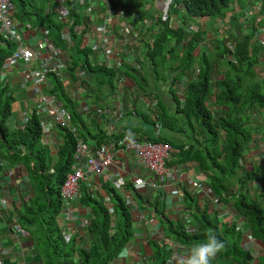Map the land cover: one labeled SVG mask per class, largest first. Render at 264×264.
<instances>
[{
    "label": "trees",
    "instance_id": "trees-1",
    "mask_svg": "<svg viewBox=\"0 0 264 264\" xmlns=\"http://www.w3.org/2000/svg\"><path fill=\"white\" fill-rule=\"evenodd\" d=\"M167 1L164 18L160 14L154 22L147 17L148 12L138 9H143L144 5L139 0L118 2L122 6L134 2L138 17L145 20V25L149 19L151 25L154 23L155 30L152 35H142V52L138 49L140 55L137 58L139 69L125 64L119 69L120 77L131 80L141 94L154 98L158 103L150 110L133 99V109L123 114V120L128 119L129 124L122 126V129L114 127L118 133L114 140L118 141L128 131L141 133L148 140L172 147L175 153L171 165L195 162L201 174L200 179L212 191L213 203L232 206L237 218L245 223L249 236L259 240L264 249V162L262 166L252 163L251 169L244 166L254 138L264 140V44L252 40L256 25L253 24V16L246 18L244 13L262 8L260 24L264 28V2ZM11 2L16 9V21L24 24L23 20L27 16L26 21L36 34L48 31V38L53 45L69 53L73 63L69 67L71 78L77 80L79 73L75 75L76 71H83L89 78L90 84L87 86L93 92L91 97L95 108L87 107L88 112L84 113L83 118L67 88L53 74L47 77L50 89L45 90V93L64 104L71 114L72 122L79 125L81 136L86 132L80 128V124L86 119L94 123L98 131V136L93 137L95 144L108 141L97 123L102 120L105 111L101 102L108 103L115 95L117 86L114 83L115 73L97 64L98 56L93 47L83 46L90 18L82 13L76 0H66L65 3L60 0ZM153 2L147 0V3ZM63 7H67L66 17L60 14ZM228 12L231 14L227 17ZM31 14H34V18L29 17ZM172 15L181 19L176 27ZM225 18L230 22V28L224 31L226 35L210 37L211 29L217 28L218 22L219 25L224 23ZM194 19L201 21L196 30L190 31L187 25ZM65 28L70 31V43L63 39ZM204 44H207L209 55L206 56V51L201 50L196 57L194 51ZM13 49L11 43L0 46V72ZM163 87H166L167 92L163 91ZM178 92L182 93V97ZM13 103L9 86L0 84V144L18 157L17 161L22 164L33 187L17 220L32 242L36 260L41 264H113L120 250L134 238L135 225L130 205L108 183L104 182L98 187L93 182L89 188L83 184L78 202L90 209L92 214L85 228L88 245H77L75 239L65 243L57 219L62 209L61 188L74 163L76 138L62 128L65 141L59 146L57 156H52L48 146L39 144L41 127L35 112L22 129L11 125ZM133 120L150 127V131L161 129L162 134L149 136L143 127H135ZM18 145L24 147V154H21ZM49 169H53V173L50 174ZM257 174H260L261 193L252 196L249 186H253ZM126 190L128 199L141 208L147 205L156 215L165 216L161 197L147 202L134 190L132 183L126 185ZM183 205L188 220L192 225H198L199 229L190 233L184 218L174 223L167 218L166 222H162L167 239L181 246L194 247L205 242L208 234L212 233L225 245L214 257L216 260L229 261L230 264L251 263L252 253L240 246L241 233L236 230L235 222L221 223L218 211L209 213V204L203 202L201 207L198 198L189 193H185ZM147 244L152 251L147 264H167L170 254L162 243L148 241Z\"/></svg>",
    "mask_w": 264,
    "mask_h": 264
},
{
    "label": "crops",
    "instance_id": "crops-1",
    "mask_svg": "<svg viewBox=\"0 0 264 264\" xmlns=\"http://www.w3.org/2000/svg\"><path fill=\"white\" fill-rule=\"evenodd\" d=\"M91 4L93 6L92 16L87 17H89L91 20L89 25H91V30L93 31L92 36L94 35L95 28L97 29L98 27L104 26L105 29H107L108 37L113 39L110 35V29L112 28V32H115L118 27L116 24L114 25L112 20L115 13H117L116 8L114 9L112 0H91ZM256 14L260 15L261 20L262 17L260 10ZM18 24L20 28H23L24 24ZM196 28L193 30H196ZM148 33L149 32L145 33V35ZM21 34L24 36V40L25 37L30 38L28 43L29 45H35L36 43L40 42V36L36 35V32L33 29L24 28V34L21 29ZM86 36L87 34H85L83 46H92L90 44H92L94 40L91 39V37L87 39ZM0 46L2 47L4 45ZM139 49L142 52V47ZM116 52L117 51L114 50V53H112V55L107 60L105 59V52H103V55H101V53H97V64L102 65L115 73L114 83H116L117 86L115 95L109 99L108 103L104 101L101 102V105L104 106L105 111L102 120L100 119V121L97 123L99 125V129L105 133L106 138L108 139L106 142L109 144L112 143L110 136L113 135L114 137L115 134H118L114 130V127L116 129H122V126L129 124L128 119L123 120V114L124 112H129L130 109H133V99H137L140 105L144 104L143 107L150 110H153L156 103H158V101L152 97L151 98L155 101L154 105L147 104L146 100L137 98L139 95H142L145 98L150 96L145 94L143 95V93L140 94V90L131 80L120 77L119 69H121L125 64L132 68L139 69L137 65V58H139L140 55L139 50L137 51L138 55H136V58L133 57V55H129L127 49L119 50L117 55ZM102 57L103 60H101ZM90 60L91 63H93V59L91 58ZM72 64L73 63L71 62L68 66L71 67ZM36 67V64H34L30 66V69L35 70ZM69 67H66L60 72V75H62L60 78L57 76L67 88L69 96L74 102L77 103L79 109H83L85 107L95 108V104L93 103L91 97L93 92H91L92 90L87 86V84H90L89 78L83 71H76L75 75L79 73L77 75V80H75V78H71L69 75L71 73V68ZM9 68V66L4 67L3 65L0 72V84H7L9 86L14 99V103L11 106V125H13L14 128L22 129L23 125L27 123L30 116H32V114L35 112L36 101L32 94L33 86L28 85L25 82L24 76L27 71L25 67L20 66L19 68ZM49 82L50 80L46 78L44 88L42 89L41 93L46 94L45 90L50 89ZM73 87H76L78 90H74ZM73 92H76L77 98H75V93ZM16 93L18 95L15 96ZM177 94L179 95L182 93L178 92ZM118 100H121V102ZM84 113H82L83 118H85ZM84 121H86V119H83V124H80V128L85 130L86 133H84V136L82 135L81 137L86 143H89L90 145H96V140L93 138L94 136H98V131L94 127L95 124ZM132 122L135 127L140 126L143 127L145 131L147 130L146 132L149 136L153 135V137H156L162 134L160 131L161 129H158V131L155 129L150 131V127H145V125L140 122H138V124L137 120H133ZM71 123L76 128L79 127V125H75L72 120ZM84 125L86 128H83ZM40 127L41 137L39 138V144L42 146H48L52 156H57L59 146H61L65 141L61 128L46 130L41 125ZM127 133H130V135L135 134L132 131H128ZM141 139L143 141L153 142L148 140L145 136H142ZM18 147L21 150V154H24V147L20 145H18ZM117 150L120 151L118 153L117 163L109 168L111 170L110 172L115 175H120L127 178V176H129L127 174L130 172H137L138 167L134 163L129 164L127 159L124 158L123 152L120 149ZM247 157L248 156H246L247 162L254 161ZM17 159L18 157L15 156L12 150H7L6 147H3L0 144V264H41L36 260V255L33 250L30 238L28 237L25 229L20 226L18 221V217L20 215L19 211H21L23 205L27 203L28 198L32 194L33 187L31 182H29V178L24 172L22 164L20 161L18 162ZM180 166L181 168L177 166L178 175H180V177L174 176V178L171 180L166 179L165 182L161 183L156 189L148 188V190L143 189L141 191H137L140 195H142L143 200H146L147 202L161 197L163 200L162 212L165 216L156 215L155 211L150 209L147 205H145L144 208H141L136 202H133L131 199H129L133 204L130 207L132 209V220L135 225L134 238L126 246L130 251V255L124 260L117 258L113 264H147V260L151 258L152 254L151 248L148 246L147 242H160L158 237L159 231L163 232V229L165 230L162 222H166V219L168 218L174 223L179 220V218H183L187 215L183 205L184 195L180 194V190H188L190 186L189 182L195 178L200 179L201 174L199 173L198 166L195 162L181 164ZM50 170L53 171V169H49V171ZM104 182L107 183L104 177H97L94 180V183L98 187ZM125 192L128 196V190ZM175 192H178L179 194ZM195 196L198 198V205L202 207L203 202L201 199L203 198L205 202L210 204L211 207V201L207 200L202 195V193H197ZM211 208L214 211H218L220 218L228 216L230 214L228 210L233 209L232 206L226 205L224 207L219 203H214L213 207ZM236 215V212L235 215H232V221L236 220ZM91 218V210L80 204V202L76 201L73 203L70 210L65 211L64 209L63 213H60L57 222L62 229L63 237L67 233H72V240L75 239L77 245L80 243L88 245L89 240L86 238L87 236L85 234V228L89 225ZM14 225L19 227L21 231H15L13 228ZM236 226L239 227V231H241L240 246L252 253V261L249 264H264V249L259 243V240L247 237L249 234L246 230L245 223L243 220H241V218H237ZM64 241L67 244L71 242H67L65 237ZM176 244L175 262L176 264H186L193 247H185L179 245L178 243ZM211 264H230V262L220 261L216 260V258H213Z\"/></svg>",
    "mask_w": 264,
    "mask_h": 264
},
{
    "label": "built area",
    "instance_id": "built-area-1",
    "mask_svg": "<svg viewBox=\"0 0 264 264\" xmlns=\"http://www.w3.org/2000/svg\"><path fill=\"white\" fill-rule=\"evenodd\" d=\"M60 1L62 2V0ZM63 1L62 3L66 2V0ZM112 2H116V0H112ZM76 3L86 17L92 16L93 6L91 0H76ZM117 7L120 6L117 5L116 10ZM15 12L16 9L11 0H0V45H5L6 43L14 45L13 52L4 67L9 66L12 69L23 66L27 69L24 79L26 84L33 86L32 94L36 101L35 113L39 116L40 125L44 129L65 128L76 138L74 163L67 173L61 188L62 206H64L65 211L81 198L83 184L89 188L97 177H104L105 181L119 195L123 196L130 206L133 205L132 201L128 199L125 192L128 183H132L135 191H141L143 189L148 190V188L156 189L166 179L171 180L174 176L180 177L177 166L179 168L181 166L170 164L175 151L169 144L143 141L140 134L130 135V133H125L118 141L114 140L113 135L110 136L113 144L104 142L98 145H90L86 143L81 137L78 128L72 125L71 115L64 107V104L54 96L41 93L48 76L53 74L60 78L62 76L60 72L69 67L68 65L71 61L68 56L66 57L67 52L53 45L48 39V31L46 30L42 31L40 42L36 43L34 47L25 43L21 28L14 18ZM60 14L62 17H66L68 15L67 7L61 8ZM72 24L73 22L70 23V25ZM126 28L127 26H122L121 28V34L125 37ZM91 29V25L88 24L87 38L91 37ZM62 35L63 39L70 43L69 28H65ZM93 36H96L92 42L93 50L96 53H101V55L105 52V59L107 60L114 53L113 40L108 37L107 29L104 26L95 28ZM96 39H98L97 42L95 41ZM260 41L264 44V31L260 36ZM124 42H127L126 45L128 46L131 44L128 39H124ZM129 52V55L134 53L133 47L129 48ZM34 64L37 67L35 70H31L30 66ZM144 99L149 104L147 98ZM78 112H88V108L79 109L78 107ZM126 136H128V139L125 138ZM117 149L123 152L124 158L127 159L129 164L134 163L138 167V171L128 173L127 175L129 176L127 178L110 172L109 168L117 163L118 153L120 152ZM49 172L52 173L53 171L50 170ZM189 183L188 190H180L181 195L189 193L191 196H195L197 193H202L207 200L211 201V204L213 203L212 191L204 184V181L195 178ZM183 218L186 221L188 232L198 231V225H192L187 216ZM13 228L17 232L21 231L16 225ZM236 230H240L239 227L236 226ZM64 237L67 242H70L72 233H67ZM158 237L170 254L167 264H176L175 246L177 244L165 237L164 229L163 232L159 231ZM247 237L252 238L249 235Z\"/></svg>",
    "mask_w": 264,
    "mask_h": 264
},
{
    "label": "rangeland",
    "instance_id": "rangeland-1",
    "mask_svg": "<svg viewBox=\"0 0 264 264\" xmlns=\"http://www.w3.org/2000/svg\"><path fill=\"white\" fill-rule=\"evenodd\" d=\"M139 1H140V3H142L144 5H143V9H142V7L138 8V9H140L141 11L148 12L149 14L147 15V17L149 19H151L152 21L153 20L156 21V19H159V17H160L159 15L160 14H163V18H164L165 13L167 11V7H168V1L167 0H154V2L152 4L151 3H147V0H139ZM247 1H249V0H246V2ZM62 2H64V1L62 0ZM118 2H120V0H116V2L114 3V8H115V5H119ZM263 2H264V0H263ZM18 6H19V3H18ZM119 6L120 7H117V10H116L117 13H115L114 17L112 18V20L114 22V25L116 24L118 28H117V30L115 32H112V28L110 29V35L113 38L112 39L113 40L112 47H113L114 50L117 51V53H119L118 51L121 50V49H123V50L127 49L129 51L130 47H133L134 50L135 49L137 50V49L140 48V41H141L143 33H147L146 31H150L149 33L151 35L154 34V31H155L153 29V24L154 23L151 25L152 22L149 19H147L146 25L148 26V29L146 30L147 27L145 25V20H142L140 17H138V14H136V13H138L137 12L138 9L136 8L137 6H135L134 2H132L130 4H127L126 6H122V5H119ZM31 10H33V9H31ZM259 10L261 11L262 8L250 9V12L249 11L245 12L244 16L246 18H250L251 16H253V24L256 25V26H254V31L252 32V37L251 38H252L253 41L262 43L260 41V36L263 33L264 28L261 27L262 24H260V21H262V18L260 20V15L256 14L257 12H259ZM114 12H115V10H114ZM230 14L231 13L228 12L227 17ZM257 15H259V16H257ZM150 16H152L153 18L150 17ZM175 16L176 15H172L171 19L175 20L176 24L178 26L180 24V22H181V19H178L177 16L176 17ZM26 17L23 20V23H24L23 28H22L23 34H24V28L25 29H32L30 27V25H28L29 22L26 21V19H27ZM29 17L34 18V14H31ZM202 20H206V18L202 19ZM200 21H198V19L190 20L188 22V25H187L188 29L190 31L193 30L194 28L197 27V25H198V23H200ZM176 24H174V26ZM229 24H230V22H229L228 18H225L224 19V23H221L220 25H219V22H218V27L211 29V36L210 37H216V36L220 37V36L226 35L224 33V31L227 28L228 29L230 28ZM122 26H127V28H126L127 31H126V34H125L126 37L123 36V34H121ZM215 29H217V30H215ZM38 34L39 33H37L36 35H38ZM92 34H93V31L90 33V36H91V39L94 40V38L96 36H92ZM144 36H145V34H144ZM124 39H126V40L128 39L129 43H131V44L129 46L126 45L127 42H124ZM25 40L26 41H24V42L28 44L30 38L29 37H27V38L25 37ZM95 41L97 42L98 39H96ZM200 45L194 51V55L197 57V56L200 55L201 50H204V51H206L205 55L208 56L209 55V51H207V49H206V45L207 44L202 45L201 48H200ZM30 46L34 47V45H30ZM133 57L136 58V55H133ZM102 59H103V57H102ZM218 79H221V78L218 77ZM73 89L74 90H78L76 87H73ZM163 91L167 92L166 87H163ZM73 93H75L74 96H75V98H77L76 92H73ZM16 95H18V94L16 93L15 96ZM167 96H169V95H167ZM179 96L182 97V94H179ZM137 98H141L142 100H145L144 99L145 97H143L142 95H139ZM147 100H148L150 105L155 103V101L151 97H147ZM118 101L121 102V100H118ZM263 145H264L263 138L262 139H259L257 137L254 138L253 147L250 150V152L247 154V156H248L247 158H251L254 161H250V162H247V164H244L246 169H251V167H252L251 164L252 163H253V165L262 166V162H264V146ZM260 180H261L260 179V174H257L255 180L252 182L253 186L252 185L249 186L250 194L252 196L255 195V194L261 193V188H260V182L261 181ZM201 200H202V202H205V200L203 198ZM213 204L214 203L211 204V207H213ZM211 207H210V204H209L208 207H207L208 212L209 213L215 212L214 210H212ZM64 209H65L64 206H62L61 214L63 213ZM70 209H71V206L67 210H70ZM228 211L230 212V214L228 216L224 217V218H221V220H222L221 223H231L232 215H235V211L233 209H229ZM235 219L237 220V215H236ZM236 220L233 221V222L236 223ZM259 264H261V263H259Z\"/></svg>",
    "mask_w": 264,
    "mask_h": 264
},
{
    "label": "clouds",
    "instance_id": "clouds-1",
    "mask_svg": "<svg viewBox=\"0 0 264 264\" xmlns=\"http://www.w3.org/2000/svg\"><path fill=\"white\" fill-rule=\"evenodd\" d=\"M114 3L115 2H113V5H114ZM116 6L117 5H115V8H116ZM82 13L84 14L83 11H82ZM86 33H87V31H86ZM38 35L41 36L40 34H38ZM90 45H92V44H90ZM55 47H57V46H55ZM90 47H93V46H90ZM137 51H138V49L137 50L135 49L134 53H132V55H138ZM67 56L70 59V56L68 55V53H67ZM70 61H71V59H70ZM125 138L128 139V136H126ZM246 230L248 232V229H246ZM224 247H225V245L222 241L218 240L214 234L209 233L208 238L205 242L200 243L191 249V254H190L189 258L187 259L186 264H211L213 258L216 257V255L218 253H220L224 249ZM129 255H130L129 249L127 247H124L120 250V252L118 254V259L124 260Z\"/></svg>",
    "mask_w": 264,
    "mask_h": 264
}]
</instances>
